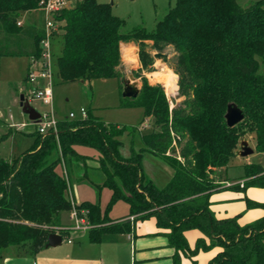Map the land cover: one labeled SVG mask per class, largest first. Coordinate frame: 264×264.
Returning a JSON list of instances; mask_svg holds the SVG:
<instances>
[{"label": "trees", "instance_id": "obj_1", "mask_svg": "<svg viewBox=\"0 0 264 264\" xmlns=\"http://www.w3.org/2000/svg\"><path fill=\"white\" fill-rule=\"evenodd\" d=\"M44 1L0 0V57L39 55L45 37ZM238 1L175 0L152 30L137 26L127 32L121 31L124 20L112 14L108 3L71 0L59 11L55 19L62 23V48L59 55L53 54V75L62 81H120L121 43L170 44L176 52L170 63L184 89V106L170 111L163 86L144 78L135 96L121 95L120 106L142 108L141 123L152 118L153 129L142 132L139 126L105 123L87 111L86 118L59 119L55 133L33 132L32 146L13 160L0 157V250L15 246L37 252L55 227L62 226L60 214L69 212L73 203L87 210L91 243L129 234L136 221L153 216L174 249L173 264H180L181 256L198 264V251L213 248L218 251L207 264H264V215L241 225L237 216L217 218L210 208V196L219 189L212 173L236 155L239 140L251 132L256 151H264V0L244 7ZM24 13L28 18L22 23ZM122 87L120 81V91ZM231 104L243 119L229 127L225 114ZM125 132L131 143L138 135L142 144L139 150L131 148L129 157L120 154L119 137ZM174 135L184 140L182 161L167 154ZM78 145L98 152L92 159L95 166L84 165L79 179L109 188L106 210L122 200L129 206L127 215L110 219L98 203L75 202L71 170L88 158L77 152ZM144 151L172 169L164 185L145 177ZM59 164L65 175L55 171ZM90 173L99 175L100 182ZM242 178V186L229 188L264 189L261 164L245 163ZM246 203L264 209V202ZM192 228L205 233L208 241L199 237L190 247L184 232Z\"/></svg>", "mask_w": 264, "mask_h": 264}, {"label": "rangeland", "instance_id": "obj_2", "mask_svg": "<svg viewBox=\"0 0 264 264\" xmlns=\"http://www.w3.org/2000/svg\"><path fill=\"white\" fill-rule=\"evenodd\" d=\"M99 2L108 3L111 5L112 14L124 20V25L121 28L122 32H127L134 27L143 26L147 30H152L156 22L163 18L168 9L174 5L175 0H98ZM254 0H239V4L244 6L249 5ZM71 3L67 0L66 6ZM60 21L55 22V28L51 34L52 52L54 56L60 54L62 48V38ZM138 42H123L120 44L121 63L118 67L122 83V91L126 84L133 85L137 90L141 87L142 81L146 78L150 83H159L163 86L165 95L169 103L170 111L177 107L184 106V89H180L178 85V76L172 69L175 59V49L170 44L153 45L146 41L141 45ZM156 53L165 55V60L161 57H156ZM149 54V57H145ZM53 56V59H54ZM135 56V61H132ZM172 61V63H170ZM29 59L19 56H3L0 57V120L10 123L23 121L28 123L29 119L26 114L21 111L19 106L20 95H26L24 78L27 74ZM173 78L174 87L167 85L168 78ZM119 79L116 77L96 78L90 80H75L62 81L57 75L53 76V109L55 115L59 119L67 118L69 112L78 113L81 107L90 111L93 115L99 117L105 123L119 124L121 126H139L140 131L145 132L154 128L152 118L143 120V110L140 107H121L120 98L122 91L119 89ZM172 88V90H171ZM32 105L39 111H43L45 106L39 102H33ZM22 123V122H21ZM141 123V124H140ZM33 125L29 124L21 131L13 133L9 138L0 141V155L6 158L17 157L21 152L30 148L34 140L32 133L26 134V131L32 130ZM4 127L0 126V136L4 132ZM11 131V130H9ZM119 139L122 144L120 146V154L123 157H129L131 148L139 150L142 146L138 135L135 136L133 142H130V137L127 133H123ZM246 140L253 152L245 157L234 156L222 171H213L212 177L215 183L221 186L219 179L227 178L230 186H242L246 179L242 178L244 163H259L264 167V151H256L255 136L253 133H246L240 140ZM236 152H239L240 146ZM184 140L177 135H174V140L171 150L168 155L177 157L182 161L180 156V148L183 146ZM76 150L87 157L98 156V152L87 146H76ZM91 159V158H90ZM89 158L85 162L77 161L76 166L72 168V184L75 200L77 202L89 201L98 203L102 213H106L110 219H118L129 212V206L126 202L118 200L108 210L106 205L109 201L111 190L107 187H99L91 184L86 179H79L83 174V166H95V163ZM142 170L146 178L151 179L157 186L164 185L172 174L170 166L162 159L154 156L148 151L142 153ZM55 171L60 175H65V169L62 164L56 166ZM91 177L100 182L99 175L90 173ZM216 178V179H215ZM218 179V180H217ZM217 180V181H216ZM68 197L71 199L70 194ZM246 199L256 202H264V189L254 186H249L244 189L226 188L217 191L213 194L214 215L217 213L226 214V211L238 210L240 213V222L246 223L253 221L258 217V213L264 210L262 207H248ZM215 211V212H214ZM258 219V218H257ZM132 220V217L130 218ZM65 226L71 225L68 212L63 213L61 220ZM247 222V223H248ZM193 231L192 242L190 247H193L198 237L203 238L206 242L208 236L197 228L188 229ZM187 231V230H186ZM199 232V233H198ZM64 246H90L93 250H98L101 245H93L88 242L87 231H69L63 236ZM69 237L72 241L68 243L66 238ZM126 245V250H127ZM16 249L15 246H10L0 250V252H11ZM96 248V249H95ZM23 249H25L23 247ZM205 254V255H204ZM211 253L204 250H199L195 256L198 264H207L210 260ZM188 258V257H187Z\"/></svg>", "mask_w": 264, "mask_h": 264}, {"label": "crops", "instance_id": "obj_3", "mask_svg": "<svg viewBox=\"0 0 264 264\" xmlns=\"http://www.w3.org/2000/svg\"><path fill=\"white\" fill-rule=\"evenodd\" d=\"M27 18H28V13H24L21 17V22L22 23L26 22ZM24 58L29 59L28 57H24ZM132 58H133L132 61L136 60L135 56ZM24 82H25V78H24ZM25 85H26L25 88L27 89L26 82ZM21 122L23 123V121L21 120L14 123L0 120V126H3L5 128L3 134L0 136L1 138L0 141L4 140L5 138L11 137L13 133L15 134V132L21 131L22 129L19 130L15 126L18 124H22ZM33 132H34V128L32 130L26 131L25 133L28 134ZM235 156H240V155L237 152ZM0 157L8 161H11L14 158H16V157L6 158L1 155ZM96 157L97 156L88 157V158L95 159ZM91 161L94 162V160ZM223 169L224 167L215 168L214 172L216 174V172L222 171ZM219 182L221 186L217 191L229 188L230 186L229 184L230 181H228L225 176L224 178L219 179ZM215 192H213L210 196V202H211L210 208H212V210H214L212 204L214 203V201H212V197ZM74 199H75V194H74ZM75 202L80 203L77 202L76 200ZM238 210L226 211L227 212L226 214L217 213L215 216L217 218L237 216L238 223L241 225L245 224L244 222H240L239 219L240 213H238ZM63 213H67V212H62L60 214V224L62 226H64V224L61 221L63 219ZM263 215H264V210H262L261 213H258L257 215L258 217H256V219L260 218ZM68 216H69V212H68ZM162 231H163L162 229L157 227L155 217L151 216L147 219L136 221L134 223L133 230L129 234L116 235L113 238V240L109 242L92 243L93 245H101L98 250H93V248H90V246H82V245L80 246L67 245L63 247L62 242L55 247H47V248L43 247L35 253L29 252L23 248H16V249L14 248V250L11 252H4V251L0 252V264H173L174 249L173 247L169 246L167 237L166 235L161 233ZM184 235L188 244L190 245V243L192 242L191 240H192L193 231L187 230L184 232ZM126 245H128L127 250H126ZM217 251L218 248H213L209 250V252L211 253V257ZM189 262H190L189 258H187L186 256H181L180 264H189Z\"/></svg>", "mask_w": 264, "mask_h": 264}, {"label": "built area", "instance_id": "obj_4", "mask_svg": "<svg viewBox=\"0 0 264 264\" xmlns=\"http://www.w3.org/2000/svg\"><path fill=\"white\" fill-rule=\"evenodd\" d=\"M67 0H46L42 2V9L45 14V37L39 42V55L29 58V65L25 82L27 84L26 95L27 101L32 105L33 102H39L45 106L43 111H39V118L35 121L15 125L17 129L21 130L27 125L34 126V132L43 136L48 132L57 131V122L59 118L56 117L53 109V50L51 43V34L55 28V16L59 11L66 6ZM17 24H20L18 22ZM87 110L81 107L78 113L69 112L68 119L86 118ZM86 209H77L72 203V208L69 211V218L72 221L71 225L55 227V233L60 234V231H88L91 224L86 218ZM61 235V234H60ZM64 236V235H63ZM62 240H63V237ZM66 241L70 243L72 240L67 237Z\"/></svg>", "mask_w": 264, "mask_h": 264}, {"label": "water", "instance_id": "obj_5", "mask_svg": "<svg viewBox=\"0 0 264 264\" xmlns=\"http://www.w3.org/2000/svg\"><path fill=\"white\" fill-rule=\"evenodd\" d=\"M155 56L161 57L165 61L167 59V58L165 59V55L162 53H156ZM137 93H138V90L133 85L126 84L124 90L122 91V96L131 97V96H135ZM19 106L21 107V111L27 115L30 121H35L39 118V113L27 101L24 95H20L19 97ZM225 119H226L227 126L232 127L243 119V114L239 108L231 104L227 107ZM239 146H240V149H239L238 154L242 157L248 156L253 152V149L249 147L248 142L246 140H241L239 143ZM61 242H62L61 235L53 232L48 235L44 247L45 248L55 247L59 245Z\"/></svg>", "mask_w": 264, "mask_h": 264}, {"label": "bare ground", "instance_id": "obj_6", "mask_svg": "<svg viewBox=\"0 0 264 264\" xmlns=\"http://www.w3.org/2000/svg\"><path fill=\"white\" fill-rule=\"evenodd\" d=\"M167 81H168V83H167V85L169 86V87H174V82H173V78L171 77H169L168 79H167ZM171 90H172V88H171Z\"/></svg>", "mask_w": 264, "mask_h": 264}]
</instances>
